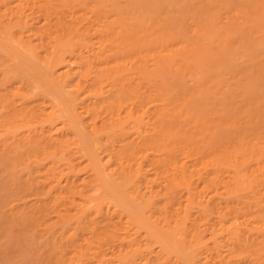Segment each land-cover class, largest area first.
<instances>
[{
    "label": "bare ground",
    "instance_id": "bare-ground-1",
    "mask_svg": "<svg viewBox=\"0 0 264 264\" xmlns=\"http://www.w3.org/2000/svg\"><path fill=\"white\" fill-rule=\"evenodd\" d=\"M106 1L101 0L103 4ZM77 6L60 3L59 7H52L42 0H0V29H3L0 32L4 35L0 36V51H7L13 63H19L27 70L30 68L34 71L33 76L45 83L44 87L34 80L33 83L37 84L34 86L23 80L15 85L6 74L0 82V137L3 142L0 144V160L14 153L17 157H12L22 158L19 162L10 158L15 165L9 163L14 165L10 167L5 163L6 166L0 168L5 173L23 163L28 172L33 167L29 165L31 160L39 164L42 160L40 167L36 163L38 168L35 171L39 173L33 174L39 179L25 180V186L17 180V184L11 185L13 191L1 184L0 189L6 192L0 190V197L5 192L0 200L6 198L7 201L0 202L7 208L0 207L8 213L11 210L8 221L4 218L8 213L4 216L0 210V236L7 228V222L14 225L12 230L19 228V235L24 231L28 233L27 240H31L32 232H37L42 225L46 228L41 227L43 231L40 228L39 232L50 230V233H44L49 236L56 225L50 221L53 216L47 218L43 210L51 209L49 213H52L54 209V215L58 216L54 221L63 228L57 226L56 230L60 228L61 232L56 234L55 231L56 238L51 240L60 247L54 250L57 253L43 260V264H252L251 257L264 251V214L255 219L250 218L253 213L249 215L255 207L259 213V206L264 211L261 185L256 181L264 171L262 166L252 170L249 179L238 175L236 165H232L226 181H218L217 171L213 172L216 181L215 178L209 179L210 174L208 180L206 176L203 178L205 166L198 167L193 163L187 144L179 146L175 138L178 128L166 121L168 110L155 103L159 113L148 118L145 116L148 109L145 106L155 101L154 97L162 104L167 103L165 101L171 98L168 88L161 94L153 86L151 95L146 97L138 92L129 99L141 98L130 102H126L118 91L115 101L110 89L108 92L103 90L105 82L112 83L115 88L112 76L118 66L112 63V56L117 52L114 48L107 50L104 42L111 40L109 25L117 20L123 21L125 13L118 12L117 20H111L109 8L102 16L94 11L78 13ZM143 14L140 10L136 16L137 25ZM122 33L121 28L119 34ZM13 42L22 46L23 53L18 50L19 44L13 47ZM27 44L33 47L32 54L35 60L38 59L37 62L34 60L36 63L26 58ZM81 47L89 50V55L83 56ZM223 58L227 59L220 55L214 61ZM56 61L67 62L66 70L57 76L53 75ZM42 62L45 64L41 65ZM73 62L77 64L74 73ZM35 89H38L37 93ZM91 96L95 98L90 99ZM58 113L65 118L57 120ZM246 140L247 135L240 134L231 151L228 147L213 159L237 152ZM99 142L104 144L97 151L99 146L95 144ZM11 151H14L12 155ZM263 156L264 151L257 155L259 163ZM60 157L65 159L64 163ZM45 158L48 163L43 161ZM60 160L63 165L57 164ZM25 161L30 162L25 165ZM241 161L245 163V156H241ZM105 167L111 170V174L118 175L125 192L104 182ZM81 168H87L93 179L89 181L81 177V183L77 184ZM26 173L25 176L30 174ZM201 177L205 180L203 185ZM95 191L101 193L95 197ZM28 193L33 196L31 199H28ZM139 195L142 198L147 196L146 200L141 199L143 207L133 201L134 198L138 200ZM161 196L163 200L158 199ZM260 202L263 204L259 205ZM158 203L161 204L160 211L155 209ZM7 205L11 207L8 209ZM41 212L42 216L46 214L43 216L45 220H41ZM37 217H40L41 225H37L40 222ZM43 221L49 223V229L48 223L43 224ZM64 223L72 226L66 227ZM20 224L29 226L31 233L26 229L28 227L14 228ZM31 225L34 229L35 226L39 228L34 230ZM151 242L158 247L155 249ZM42 263L38 261L36 264Z\"/></svg>",
    "mask_w": 264,
    "mask_h": 264
},
{
    "label": "rangeland",
    "instance_id": "rangeland-1",
    "mask_svg": "<svg viewBox=\"0 0 264 264\" xmlns=\"http://www.w3.org/2000/svg\"><path fill=\"white\" fill-rule=\"evenodd\" d=\"M42 3H49L52 7H59L60 3H69L71 6L78 5L76 7L78 13L94 11L101 13L102 16L104 14L103 11L109 8V14H112L111 20H117L118 12L125 13L123 21L117 20L109 25L112 35L111 40L104 42L107 50L114 48L117 52L112 56L114 58L112 63L118 66L114 69V75L112 76L115 88H113L112 83L105 82L107 85L104 83L103 90L108 92L110 89L113 95L112 98L115 101L118 97L116 91H118L120 95L124 96L126 102H130L141 98L129 99L131 96H136L138 92L141 95H146V97L151 95L150 90L153 86H156L157 93L161 94L164 93L165 88H168L171 98L165 101L167 103L162 104L157 97H154L155 101H150L145 106L148 108L145 116L148 118L159 113V109L154 106L155 103L168 110L166 121L171 126L175 125L178 128L177 132H175V138L178 140L179 146L187 144L192 152L193 163H196L198 167L205 166L207 169V171L206 169L202 170V172L205 171L203 178L206 176L205 179H207L212 175L209 179L215 178L216 181V176H220L219 182L222 180L226 181L233 169L232 165L237 166L238 175L242 179H249V173L252 170H258L260 165L262 170H264V156L261 163L256 158L259 153L264 151V0H108L105 4L101 0H42ZM140 10L144 14L138 19L137 25L135 18ZM102 19L105 20L104 17ZM121 28L123 33L119 34ZM0 30L2 31L3 29ZM0 36L4 35L0 32ZM14 43L12 45L16 48L19 43ZM19 46L20 49L18 50L22 51V46L20 44ZM27 46L31 50L28 51L29 48ZM27 46V49L23 47L27 51L26 58L34 61L33 47L30 44H27ZM81 50L83 56L90 53L85 47H81ZM4 51H0V82L6 74L15 85H17V82L25 80L37 86V84L33 83L34 80H37L38 84L45 87V83L33 76V70L30 68L28 70L24 69L23 65L13 63L8 55L9 53L7 51L3 53ZM220 55H225L227 59L223 58L214 61ZM32 60L29 61L31 62ZM35 61L37 62L38 59ZM42 63L41 65L45 64L44 62ZM66 65V61H56L53 75L57 76L61 74L60 72H64ZM71 67L73 68V73L77 71L76 63L75 65L74 62L73 64L71 63ZM205 69L208 70L206 71ZM26 86L29 85L26 84ZM112 89H114V94ZM67 91L69 90L67 89ZM35 92L37 93L38 89ZM67 95L69 96V94ZM94 98V96H91L90 99ZM198 99L199 102H197ZM143 102L145 103V101ZM139 103H142V101ZM138 106L140 107V104ZM64 118L62 113H58L56 119ZM125 126H128V123H125ZM163 127L166 128L165 125ZM243 133L247 135L250 141L246 140L243 142L241 148L237 152H231L229 156L222 159H213L219 152L227 151L228 147H230L231 151V146L236 143L238 136ZM1 137L0 144L3 143ZM3 137L5 139V136ZM118 137L113 136L112 138H116V141H118ZM102 144L104 143L95 144L99 146V148L96 147L97 151L103 148ZM116 144L119 145L118 142ZM12 152L14 151H11V155ZM14 154L12 156H16ZM102 155L105 156V154ZM12 156L6 155V158L3 159L5 160L4 163L0 162L2 165L0 167L4 168L9 163L14 164L11 159H15L17 156ZM241 156H245L244 164L241 161ZM8 159L11 161L9 162ZM59 159L65 162L64 158L60 157ZM45 160H47L46 158L43 161L48 163V160ZM61 160L60 163L57 162L58 165L62 164ZM26 161L25 165L30 162ZM31 161L32 164L29 165L33 167H31L32 170L28 171L29 173L37 170L42 160L40 164L39 162ZM44 162L42 163L45 164ZM36 163L38 166H36ZM43 164L42 166H44ZM22 165L23 163L19 165V168L15 166L14 170L11 168L10 171L5 173L0 168V188L2 184L3 188L5 187L6 189L8 187L9 191H13L11 185L17 184V180L19 184L23 185L25 180L32 179L31 181H33L40 178L37 177L38 175L36 178L33 176L37 171L30 173L31 176L30 174L25 176L28 169L24 165V167H21ZM34 165L35 169H33ZM12 166L10 165V167ZM25 168L26 170L24 171ZM109 170L106 167L103 169L104 182L113 186L116 185V189L125 192V186L118 178V175L113 172L111 174V170ZM209 170L212 173L217 171L216 176L214 173H208ZM79 172V179L76 180L77 184H80L82 179L89 181L93 179L87 168ZM208 174L210 175L208 176ZM24 177H28V179ZM81 177L84 178L80 179ZM203 178L201 177V179ZM195 179L198 178L195 177ZM201 179L200 182L203 185L205 180L203 179L202 181ZM256 181L260 183L264 194V171L258 176ZM22 185L17 186V188L22 187ZM120 186L121 189L119 188ZM0 190L3 193L2 190L4 189ZM4 191L6 192V190ZM94 193L92 194L96 197L101 191H95ZM28 194L30 195V193ZM263 194H261V200L264 203ZM4 195H1L0 198ZM13 195L15 197V194L12 193V197ZM12 197L11 200H13ZM30 197L32 198L33 196L30 195L28 199H31ZM139 197L137 200V198L130 196L131 199L134 198L133 201L137 205L142 204L143 207L144 202L141 199L146 200L147 196L142 198V195H139ZM163 198L161 196L158 199L163 200ZM5 199L1 200L4 202ZM3 202H0V206L7 208L6 205H3ZM263 203L260 202L259 205ZM7 206L8 209L11 207ZM159 206H161L159 203L155 206V209L158 208L156 211H160ZM1 207L0 210H2ZM255 208L249 213V215L253 213L250 218L255 219V217H261L264 214L261 206H259L260 213L257 212L258 208ZM4 210L1 213L3 214L4 212L5 216L8 211L5 210L7 211L5 213ZM49 210H43V212L45 211L49 216H46L47 218L53 216L51 218L53 220L50 219V221L55 224L49 220L47 221L56 225L54 226L55 231L56 234H59L61 230L59 228L57 231L56 228H58L57 226L61 227V225H57L56 221H54L58 216L54 215V209L52 213L50 211L51 214ZM55 214L57 215V213ZM8 215L6 217L3 216L5 221L10 218V215ZM45 215L43 214V216ZM43 216H40L42 217L41 220H45L46 217L44 218ZM40 217H37V220H40ZM37 220L34 219V222H37ZM41 220L39 223L37 222V225L42 224ZM49 223L47 224L48 226L46 225L47 229H49ZM9 224L7 222L6 226L8 229L3 230L5 232L1 233L2 235L0 236V264H36L38 261L42 263L43 260H47V257L53 256L58 250L57 248L60 247L54 245L51 240L55 237V231L49 236L50 230L45 231L49 232L47 236H44L45 232H39L41 227L46 228L44 225L40 228L35 226V229L33 228L34 224L33 226L31 225L34 230H36V227L39 229L35 233L34 231L32 232L31 236L33 235L34 237L32 236L31 240H27L30 235L26 234L25 231L22 235H19L21 233L18 231V226H21V224L15 225L14 228H18V230L13 229L16 234L12 230L14 225ZM52 224L50 225L51 229L54 228ZM68 224H71V222ZM69 226L71 227L72 225ZM69 226L66 225V227ZM160 226L166 228V225L160 224ZM25 227H28L26 229L31 233L30 227L25 225L23 228ZM164 227L160 228L164 229ZM42 228L41 231H43ZM7 231L8 233H6ZM23 236L24 238H22ZM151 245L155 249L158 247L155 242H151ZM55 249L56 251H54ZM251 259L253 260L252 264H264V251H260L259 254L252 256Z\"/></svg>",
    "mask_w": 264,
    "mask_h": 264
}]
</instances>
